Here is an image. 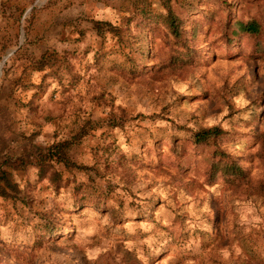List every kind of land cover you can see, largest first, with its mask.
<instances>
[{
  "label": "rangeland",
  "instance_id": "374dc122",
  "mask_svg": "<svg viewBox=\"0 0 264 264\" xmlns=\"http://www.w3.org/2000/svg\"><path fill=\"white\" fill-rule=\"evenodd\" d=\"M263 131L264 0H0V264H264Z\"/></svg>",
  "mask_w": 264,
  "mask_h": 264
},
{
  "label": "trees",
  "instance_id": "16d2710c",
  "mask_svg": "<svg viewBox=\"0 0 264 264\" xmlns=\"http://www.w3.org/2000/svg\"><path fill=\"white\" fill-rule=\"evenodd\" d=\"M139 11L142 14H147L146 16L149 18V20L155 19L156 22H161L177 37L180 36V26L182 24V20L179 15L170 7L165 14H158L148 8H142ZM262 25L263 23L259 18L253 17L247 20L245 23H241L240 29L241 31L245 30L248 33L257 34L262 31ZM96 27L100 32H104L106 30L115 32L114 30H116V28L111 23L104 21H96ZM45 65L46 64L42 63L41 61L39 69H43ZM222 132V129L218 126L201 129L194 134V142L198 146L207 144V146H210L209 144L212 137L219 136ZM79 137H81V135L78 134V136H73L72 139L59 141L49 147L47 151H41L37 155L35 165L38 168L40 177H48L51 182L58 184L62 181V176L61 172L55 168V164L61 163L67 167L77 166V164L72 160L69 152ZM260 143V153L264 156V131L260 133ZM220 162L221 161L217 162L213 168L215 175L219 172ZM226 173L229 175L243 174L244 169L238 163V160L232 159L231 162L228 160ZM57 186L60 185L58 184ZM8 189L17 190V187L16 184H14L12 174L8 170L3 169L0 170V195L5 197L10 196Z\"/></svg>",
  "mask_w": 264,
  "mask_h": 264
}]
</instances>
